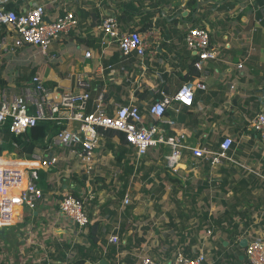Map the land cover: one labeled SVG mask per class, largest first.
Wrapping results in <instances>:
<instances>
[{
  "label": "crops",
  "instance_id": "crops-1",
  "mask_svg": "<svg viewBox=\"0 0 264 264\" xmlns=\"http://www.w3.org/2000/svg\"><path fill=\"white\" fill-rule=\"evenodd\" d=\"M4 1L18 12L42 4L47 19L69 11L77 21L44 52L29 46L1 51L5 87L17 93L38 75L46 86L67 92L81 74L90 77L92 86L86 113L101 98L110 113L118 105L134 104L145 114L159 91L173 95L184 81L197 77L206 89L195 91L191 106L174 102L167 109L165 119L173 123L162 124L165 135L212 149L230 136L233 146L231 159L215 167L183 149L176 171L167 166L168 151L162 146L136 161L133 148L118 134L99 140L90 172L66 149L49 151L60 160L51 170L38 169L42 200L33 209L15 206L10 223L0 226L8 227L0 235V254L6 255L0 264H141L144 257L168 264L177 250L188 257L203 252L206 264H248L247 240L264 238V144L249 126L254 114L264 110V0H195L194 11L188 0ZM111 14L122 30H139L148 43L144 56L124 55L114 43H103L99 26ZM190 26L207 29L218 54L206 62V76L193 67L195 54L183 39ZM24 68L26 75L19 77ZM71 126L81 128L79 121ZM46 147L36 146L33 152ZM128 166L132 173L124 183L121 176ZM134 179L144 181L133 198ZM143 192L150 193L149 202ZM67 194L86 200L90 222L85 229L58 211ZM125 194L130 197L126 206ZM93 224L94 241L89 237ZM116 233L118 244L109 240Z\"/></svg>",
  "mask_w": 264,
  "mask_h": 264
},
{
  "label": "built area",
  "instance_id": "built-area-1",
  "mask_svg": "<svg viewBox=\"0 0 264 264\" xmlns=\"http://www.w3.org/2000/svg\"><path fill=\"white\" fill-rule=\"evenodd\" d=\"M76 24L74 14L69 11L47 19L42 4H36L24 12H16L0 3V52H13L26 46L38 47L44 52L55 39L67 34ZM99 28L103 43H114L124 55L135 52L138 56H144L148 47L147 41L136 29L122 30L116 15L104 17ZM183 39L186 48L195 54L193 67L201 76H206V62L218 58L217 51L211 46L209 31L203 27L190 26ZM85 56L90 57L91 52L86 51ZM242 66L240 62L238 68ZM91 88L90 77L80 74L74 79V89L67 92L46 86L38 75L32 76L17 93L13 88L0 89V129L6 127L10 133L19 136L42 120L66 124L65 128L51 137L42 152H33L29 156L23 152L20 157L22 147L13 142L15 157H5L4 154L8 152L0 156V226L10 223L15 206L33 209L42 200L43 192L37 184L38 169L51 170L60 160L58 155L50 154L49 151L55 148L66 149L90 172L95 164V149L104 135L103 130L121 132L126 144L133 148L136 161L143 158L153 147H167L168 153L164 158L167 166L174 171L182 159L183 149L191 151L194 157L206 161L211 167L231 159L229 152L233 139L230 136H225L217 149H212L205 146L190 147L178 136L165 135L162 124L173 123L165 119L167 109L174 102L191 106L195 91L206 89V84L200 78L184 81L173 95L159 91V99L149 105L145 114L134 104L118 105L110 113L102 105L101 98L96 102L94 110L86 113ZM74 121L80 122V129L69 127ZM249 126L264 144V110L254 114ZM2 156L7 159L2 161ZM18 161L23 163L19 164ZM16 187L18 190L13 191ZM85 202L83 197L67 194L59 200L58 211L82 230L90 222L85 213ZM129 203L130 197L125 194L123 205ZM109 240L115 244L120 242L117 233L111 235ZM1 254L0 262L3 259ZM245 257L248 264H264V238L248 239ZM141 264L163 263L144 257ZM168 264H206V257L203 252L188 257L183 251L177 250Z\"/></svg>",
  "mask_w": 264,
  "mask_h": 264
},
{
  "label": "trees",
  "instance_id": "trees-1",
  "mask_svg": "<svg viewBox=\"0 0 264 264\" xmlns=\"http://www.w3.org/2000/svg\"><path fill=\"white\" fill-rule=\"evenodd\" d=\"M0 3L2 5H4L7 9H12V10L18 12L17 7H11L8 4H5L4 0H0ZM186 5L189 7H192L193 8L192 10L194 11L196 2H195V0H188ZM148 14L151 15V12ZM173 21L176 22L177 19H175ZM148 27H150V25ZM145 29L146 28L143 27V30H145ZM137 31H139V30H137ZM3 64L4 63H0V89L7 85V81L3 76V68H4ZM27 69L28 68H24V71H23V69H22V71H19V77L23 78L26 75L25 72L27 71ZM194 71H195V69H194ZM20 73H23V74H20ZM197 73L198 72L195 71V74H197ZM65 127H66L65 123H57L54 120H42V121L38 122L34 127L28 129L25 133H23L22 135H19V136H16V135L10 133L6 127L2 128V129H0V138L2 139V144H0V154L3 151H5L7 148L10 150H13L14 148L12 146V143L16 142L19 145H21V147H22L21 152L19 153L20 157H22L23 152H25L26 156H29V154H31L33 152V149L36 146L46 147L47 144L45 142L49 141L53 135H55L58 131H60L61 129H63ZM99 130H101V129H99ZM103 134H104V136L106 135L109 137H111L114 134H118L121 137L123 144L126 145V141H125L124 136L121 132L108 129V130H103ZM160 146H162V148L165 149L166 152L168 151L167 147H165L163 145H160ZM5 155L6 154H4V156ZM2 158H4V157H2ZM131 171H132V166H128L123 171L121 178L124 181V183L127 182L129 175L132 173ZM121 192L123 193V190ZM129 209H131V207H128L127 211ZM216 222L218 224L222 223V221H219V220ZM95 225L96 224H93L90 226L89 237L92 241H94L97 238V236H95V233H94L96 231ZM127 245H128V241L126 242V246ZM111 252L114 253L115 249H113ZM108 255L111 256L110 254H107V256ZM72 264H84V261L80 260V261L73 262Z\"/></svg>",
  "mask_w": 264,
  "mask_h": 264
},
{
  "label": "rangeland",
  "instance_id": "rangeland-1",
  "mask_svg": "<svg viewBox=\"0 0 264 264\" xmlns=\"http://www.w3.org/2000/svg\"><path fill=\"white\" fill-rule=\"evenodd\" d=\"M16 55H18L17 53L15 54V56ZM1 63H3V62H1ZM19 69H21V67L19 68ZM10 79H12V78H9V80ZM0 144H2V143H0ZM103 151V150H102ZM5 152H8V154H6L5 155V157H15V153H14V151L13 150H10V149H6L5 151H3L1 154H0V156L1 155H3ZM3 157V156H2ZM3 158L2 159V161H5L7 158ZM17 157V156H16ZM145 171V169H143L142 170V172H144ZM111 177H112V179H116V176L114 175V174H112L111 173ZM142 181H144V180H136V179H134L133 181H132V184H131V187H130V193L132 194V197L134 198V195L137 193V191H139V190H137V188H136V186H141V188H142ZM136 188V189H135ZM111 189H109V191H110ZM141 190V189H140ZM141 192H142V190H141ZM149 192V191H148ZM148 192H143V194H142V196H144V198L146 199V201H148V195L150 194H148ZM150 196V195H149ZM133 202H134V199H133ZM149 202V201H148ZM147 202V203H148ZM147 211V210H146ZM144 223H147L148 221H143ZM1 256L2 257H5L6 255L4 254V253H2L1 254Z\"/></svg>",
  "mask_w": 264,
  "mask_h": 264
},
{
  "label": "water",
  "instance_id": "water-1",
  "mask_svg": "<svg viewBox=\"0 0 264 264\" xmlns=\"http://www.w3.org/2000/svg\"><path fill=\"white\" fill-rule=\"evenodd\" d=\"M7 228L8 227H4V228L0 227V235L4 234Z\"/></svg>",
  "mask_w": 264,
  "mask_h": 264
},
{
  "label": "bare ground",
  "instance_id": "bare-ground-1",
  "mask_svg": "<svg viewBox=\"0 0 264 264\" xmlns=\"http://www.w3.org/2000/svg\"><path fill=\"white\" fill-rule=\"evenodd\" d=\"M15 189H16V191H17V190H18V187H16ZM18 212H19V210H18ZM16 213H17V212H15L14 215H15Z\"/></svg>",
  "mask_w": 264,
  "mask_h": 264
}]
</instances>
